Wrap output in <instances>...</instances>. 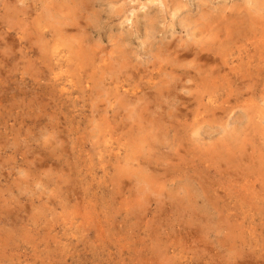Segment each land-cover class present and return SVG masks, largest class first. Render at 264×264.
<instances>
[{
	"label": "clouds",
	"instance_id": "obj_1",
	"mask_svg": "<svg viewBox=\"0 0 264 264\" xmlns=\"http://www.w3.org/2000/svg\"><path fill=\"white\" fill-rule=\"evenodd\" d=\"M0 264H264V0H0Z\"/></svg>",
	"mask_w": 264,
	"mask_h": 264
}]
</instances>
